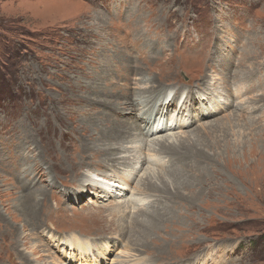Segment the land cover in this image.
I'll list each match as a JSON object with an SVG mask.
<instances>
[{"label": "rangeland", "instance_id": "374dc122", "mask_svg": "<svg viewBox=\"0 0 264 264\" xmlns=\"http://www.w3.org/2000/svg\"><path fill=\"white\" fill-rule=\"evenodd\" d=\"M169 92L163 113L184 99V130L223 174L177 190L197 193L192 207L160 205L158 229L137 244L128 229L92 230L158 212L154 193L128 219L80 185L119 127L117 144L142 129L138 103ZM154 151L163 171L177 165ZM27 194L41 226L21 210ZM70 236L106 242L98 264H264V0H0V264H24L38 241L59 259L56 237Z\"/></svg>", "mask_w": 264, "mask_h": 264}, {"label": "bare ground", "instance_id": "6f19581e", "mask_svg": "<svg viewBox=\"0 0 264 264\" xmlns=\"http://www.w3.org/2000/svg\"><path fill=\"white\" fill-rule=\"evenodd\" d=\"M169 94L171 93L169 92L167 95L165 94L158 104H156L157 102L155 101L153 104H150V100L148 99L140 103L135 100L140 106L138 109V115L145 122L142 125V129H139L135 133L126 132L127 134L122 140V143L119 142L120 144H117L118 140L121 138L118 132L120 130L119 127L117 132L113 134L108 145L97 147L98 152H101L102 155L94 162V164L97 165L99 163H103V169H88L85 174V180L80 185L81 187L83 186V188L88 186L90 191L93 194L102 197L104 202L114 200V212L118 213L120 216H126L129 219L130 217L138 216V214L142 211V216L147 214L146 217H149L148 222L138 218H130L128 220L129 222L126 221L125 223L117 226V228H112L110 224L107 229L92 225L90 226L92 230L98 233H104L108 230L113 231V229H117L120 238L124 236L126 230L128 229L130 237H133V242H139L147 239L149 237V232L151 230H157L159 227V221L161 220V215L159 214L160 205H162L161 208H174V204L179 203L180 205L182 204L187 207H192V201L197 193L191 190L188 197H185L184 195V197H182L178 194L177 190L180 188L189 190L193 187V183L196 182L197 185L201 181L208 178L211 171H213L214 174H223V171L216 170L218 168L217 166L216 169H214L213 166L215 164H213L211 156L204 152L202 148L197 146L202 142L196 138V134L192 135V131L184 130L188 125V118L185 117L186 110L184 99L178 104V110H176V113H163L172 103V99L169 98ZM235 96L237 98L241 97L240 91H237V89L235 90ZM218 98H221V95H218ZM103 101L104 100L101 99L97 100V102L102 103ZM200 115L201 117L198 116L195 120L199 121L201 118H207L209 114L207 113L206 115L203 112ZM203 128H205L204 125ZM146 141H148V149L147 152H144ZM156 145L158 146L157 149L155 147ZM182 149H187L189 152L187 150L183 151ZM154 150L159 151V154L165 153L164 151L172 152L171 154L169 152L165 153L168 157L166 164L169 163L171 166L172 163H177V165H173L171 168L163 171L162 169L165 165L161 160L162 157H157ZM110 154L111 157L109 156ZM188 157L190 159H188ZM123 163H126V165ZM154 166L159 170H154ZM156 171V179H158L160 175H163L162 173L167 175L171 172V174H173V182H167L165 176L163 175L161 177H163L166 182H163L162 184L161 182H159L160 184H155V182L152 183L150 179L154 177ZM183 171H187L189 173L185 174ZM133 180H136V182L132 185ZM156 186L161 187V189ZM168 189L175 191L172 192L169 190L168 192ZM152 193L159 196V201L156 199L153 200L154 203H157L154 212H158H155L154 215H148L147 210L140 208L137 210V213L134 214L133 210L137 205L147 204L146 199L142 195H153ZM161 193H167V205H164L165 203L162 202V199L160 198ZM24 199L22 200L23 203L20 206L22 212L29 220L31 219L30 224L32 226H41L39 220L36 219L38 217V207L36 206L35 196L27 194ZM99 205L102 207V201ZM98 208L95 211L98 212ZM133 214L134 216H132ZM62 229L65 230L64 228H60L59 230L62 231ZM13 230L15 232L13 243L26 244V242H24L17 234V230ZM51 237L52 236H49V238ZM56 240V244L61 255L59 259L55 255H50V260L43 259L39 254L40 242L38 241L37 243H31L29 246L30 253L34 257H27L24 253V249L20 252L22 255L21 257L24 260V264H64L63 261L65 264L67 262H70L71 264H98L104 257L105 253L103 254V252L108 246L105 244L106 242L101 244L92 243L86 238H79L77 236L56 237ZM135 242L134 244H137ZM69 254H72V258H69ZM64 255L67 256L63 258ZM122 264L130 263L127 261ZM132 264L136 263L132 262Z\"/></svg>", "mask_w": 264, "mask_h": 264}]
</instances>
